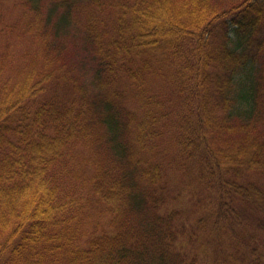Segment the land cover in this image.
I'll return each mask as SVG.
<instances>
[{"label":"trees","instance_id":"16d2710c","mask_svg":"<svg viewBox=\"0 0 264 264\" xmlns=\"http://www.w3.org/2000/svg\"><path fill=\"white\" fill-rule=\"evenodd\" d=\"M232 1L0 0V40L21 29L35 60L0 43V264H264V233L242 225L245 206L264 216V183L245 177L264 176V0ZM219 21L222 43H185ZM165 72L186 106V148L219 196L212 233L229 246L206 258L185 249L171 204L169 116L144 99Z\"/></svg>","mask_w":264,"mask_h":264},{"label":"rangeland","instance_id":"374dc122","mask_svg":"<svg viewBox=\"0 0 264 264\" xmlns=\"http://www.w3.org/2000/svg\"><path fill=\"white\" fill-rule=\"evenodd\" d=\"M212 6L216 8L231 6L232 0H211ZM5 14L8 17L7 21L15 23V20H19L21 15L18 16L17 10L11 11L9 9L5 10ZM217 28L213 29L211 33L207 34L205 38L199 41H188L185 43H222L223 35L225 31L228 30L227 26H222L224 23L222 21L217 22ZM215 24V25H216ZM21 29H16L15 34H8V40L6 38H1L0 43H12V53L13 60L21 65H26V67L33 63L35 60L33 58L27 57L28 43L27 40L19 39L18 32ZM264 34V30H263ZM64 42H67L65 40ZM70 47L76 51L74 57V63L85 64L87 60V52L83 49L78 48L73 45V43H68ZM35 52L36 49L34 48ZM264 63V58H262ZM77 65V64H76ZM85 68H90L89 64ZM166 75V72L164 73ZM89 78H91V71L89 72ZM150 86L147 88L145 101L149 102L152 99H156L154 108L158 110L160 115L167 114L168 118H165V127L161 130L164 136V147H162L161 160L164 166L167 168L166 172H170V189L172 201L176 207L174 209L181 210L183 213L184 220L188 225V234L192 235L191 242L185 241V249L192 253L197 254L200 257H205L204 252H209L214 255L213 250L217 249L219 244L226 246L228 244L225 238H222L219 243L215 234L212 233L213 217L215 213V208L218 202V194L216 190L210 187L202 178L200 174V169L195 158V152L190 153L187 150V144L185 142V137L183 132L180 131V127L184 121L183 118L178 117L181 113H184L186 106L181 100H177L173 93V88L169 75L161 77L160 75H155L153 79L149 81ZM261 100L260 108L263 109L262 114L264 116V76L262 81L261 89ZM185 107V108H184ZM218 113L220 114L219 110ZM179 126V127H178ZM260 131H264V122L258 125ZM245 177L250 181H256L264 183V176L258 174V172L253 171L246 172ZM171 207V206H170ZM172 208V207H171ZM250 213V218H245L242 221V225H248V231H258V234L264 233V216L262 213H254L249 206H245ZM237 211H241L237 207ZM244 211V210H242ZM244 217V215H242ZM203 220L200 225L199 221ZM250 223V224H247ZM252 227V229H250ZM256 228V229H255ZM239 231L241 228L238 229ZM190 232V233H189ZM229 246V244H228ZM206 258V257H205ZM228 261V258L226 259Z\"/></svg>","mask_w":264,"mask_h":264}]
</instances>
